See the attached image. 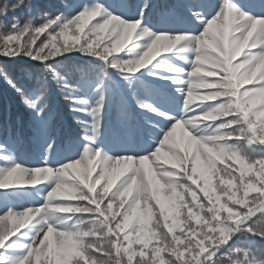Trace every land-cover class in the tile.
Here are the masks:
<instances>
[{"label": "clouds", "instance_id": "1", "mask_svg": "<svg viewBox=\"0 0 264 264\" xmlns=\"http://www.w3.org/2000/svg\"><path fill=\"white\" fill-rule=\"evenodd\" d=\"M61 4L66 9L72 8L71 0H61ZM82 5L80 11L71 15L63 11L55 15L43 12L41 28L31 33L25 29L19 38H10L16 48L8 58L22 56L32 60L35 41L42 36L44 39L36 51L46 60L77 51L104 61L111 57L112 64L122 70H139L141 65L146 68L162 57L154 67L172 75L161 79L187 86L186 90L175 88L183 97L180 116L174 117L146 101L143 106L151 109V113L173 122L163 129L151 151L113 155L100 142L103 101L91 104L88 113L92 123L82 137L87 143L77 158L55 166L17 165L0 179V189L37 185L47 188L46 192L36 190L43 200L39 206L25 207L12 216H0V247L10 234L31 225V234L23 233L26 242L19 245L28 246L29 254L10 258L11 264H34L32 245H36L35 261L69 264V257L78 249L87 250L96 243L89 237L120 231L126 241L132 238L144 249L155 245L151 259L145 252V258L136 264H175L176 245L184 243L177 233L188 235L194 224L220 222L221 211L231 212L232 205L240 206L235 208L239 219L247 215L240 209L245 208L249 196L258 193L259 199H264V16L255 15L245 0H231L228 9L222 10V5L193 38L190 33L154 35L142 20H126L124 0L104 3L91 0ZM147 6L144 0L141 10ZM49 16L53 19L48 20ZM32 23L31 17L25 21L28 27ZM53 25L55 28L48 32ZM0 29H5L3 22ZM3 36L4 31H0V38ZM3 43L9 45V52L13 51L9 40ZM125 50L131 58L118 56ZM174 52L176 59L188 65L187 69L162 56ZM45 67L53 73L61 92L55 79L56 75L65 79L61 70L57 71L61 68ZM193 104L195 108L190 107ZM189 111L194 114L188 115ZM174 128L182 129V133L170 138ZM250 152L257 155L251 156ZM241 191L243 199L239 197ZM225 199L227 203L222 202ZM92 203L103 219L91 216L86 219L84 214L93 211L88 207ZM109 215L113 220L120 217L115 230L109 227ZM224 230L239 233L245 240L252 232L264 238V229L253 226L241 229L238 225L224 224ZM237 247L243 249V259L232 258V264H264V255H257L250 247ZM165 252L169 254L167 260L162 255ZM111 264H121V259L112 260ZM123 264L131 262L126 259Z\"/></svg>", "mask_w": 264, "mask_h": 264}, {"label": "snow or ice", "instance_id": "2", "mask_svg": "<svg viewBox=\"0 0 264 264\" xmlns=\"http://www.w3.org/2000/svg\"><path fill=\"white\" fill-rule=\"evenodd\" d=\"M94 2L101 3V0H94ZM23 4H24L23 0H18L17 3H13L11 5L5 4L3 6H0V22H3L5 25L4 36L0 38V41H2V43H0V48L3 49V51H0V57L8 58V56L14 54L16 45L13 40H10L11 37L19 38L21 32L24 31L25 29H27V31L31 33L33 30L41 28L43 26L44 23L43 18H40L41 22L39 24H35L33 22L31 27H28L25 24V22L23 24H20L19 21L16 19H12L11 22L7 20L9 9H11V11L14 12L16 9L20 8ZM230 4H231V0H219L218 4H213L210 6L211 11H204L202 8H194L193 6H189L188 12L190 13L191 17L199 23V26L202 30L205 28V25L209 23L210 19L216 15L217 10L221 9L222 5H223L222 10L226 11L230 6ZM82 7L83 5H81L79 10H77L76 12L80 11ZM147 7L144 8L143 10H141L140 7L137 16L135 17L128 16L125 19L129 21H136L138 19L145 21ZM260 16H264V13H261ZM47 19L52 20L53 17L49 16ZM144 24L147 25V23ZM54 28L55 25L48 28L47 31L51 32ZM201 30L199 32L193 33V38H195V36L199 34ZM153 34L156 35L158 33L153 31ZM46 35L47 32L45 33V36ZM6 39L9 40L10 47L13 50L12 52L8 51L9 45L3 43V40ZM43 39H39L35 41V45L33 47L34 58L32 60L38 62L43 61L44 65H48L51 68H61L62 64H60L59 62L53 63L52 60L43 59V56L36 51L40 47L41 40ZM6 52L7 55H5ZM120 58H124V57H120ZM97 61L98 62H96L91 67L77 66L76 70L80 73L82 82L86 84L91 89L92 92L98 95L99 98L96 99L94 103L99 104L101 103V101H103V106L105 104V94H104L105 88L103 86L105 85V81L108 76V69H109L108 65H111L110 67L112 69L117 70L118 74H120L123 77V79L127 81L129 87H132L133 82L138 79V77H135L132 74L138 72L140 69H144V67L141 65L139 67V70L135 68L122 70L119 66L112 64L111 57H109L107 61H104L101 58L97 57ZM90 73L92 74L91 78H89ZM149 73H151V69H149ZM0 74L4 76V79L17 92V94L21 98H23V104L26 105L29 109L36 110L38 108L37 101H39L42 97H44L47 94L48 81L46 79L38 80V87L35 88L33 93L35 95V99H32L22 87L18 86L12 78H9L7 71ZM63 75L65 79L61 80L59 75H56L55 79L61 85V93L64 94L66 100L70 102L71 111L73 113L84 112L85 110L88 111V108L91 105L89 100L82 98L80 95H78L81 91H83L81 85L79 83L73 84L69 79L67 73H63ZM185 75H187V73H185ZM93 84L95 85L94 88L92 87ZM179 88L186 90L187 86L181 85V87ZM133 96L135 98V92H133ZM146 101L147 100L144 99H136V103L137 105H141L140 106L141 109L151 112V109H149L146 106H143L145 105ZM46 107H47L46 104L40 105L35 113L38 121V128L44 132L47 131L50 123L48 118H45L41 115L45 111ZM187 114L193 115L194 113H187ZM179 116L180 113L178 116H174V117H179ZM118 118L126 121L131 120V116L128 113L126 106L121 105L118 108ZM229 118L231 119V117ZM73 119L76 120V122L83 127L84 121L80 120L79 117L75 115L73 116ZM169 120L172 121V119ZM86 130L87 129H85V133ZM161 132L163 133V129L161 130ZM84 141L87 143L86 140ZM51 149H52V142L51 140H49L47 146V153ZM0 160L5 161L6 163V166L0 167V179H3L17 165L22 166L21 164L17 163L14 159H12L11 153L5 144H0ZM45 160H47L46 157ZM254 195L259 197L258 193ZM109 199H111V196H109ZM81 203H84V201H81ZM106 203L107 200L104 201V204ZM88 207L93 209V211L87 212L84 215L91 217H99L100 219H103V216L100 215V211L95 210L96 209L95 203L88 204ZM103 207L104 205L101 204L100 209H103ZM240 211L247 213V215L244 216L242 223L239 225L241 229H243L246 226L256 227L258 218L264 217V205H260L256 209H252L251 207L241 208ZM14 214H16V210L12 208H8L6 211L3 212V214H0V216H5V215L12 216ZM118 219L119 218H117V220ZM29 227L32 226L30 225ZM53 227H59V226L53 225ZM109 227L111 229H114L116 228V224L109 225ZM21 230L24 229H20L19 232H16L14 234H10L8 238L5 240L4 245L0 247V264H11L10 258H23L25 255L29 254L30 249L28 246H24V247L19 246L21 243L20 239L23 237V232ZM18 233L20 234L19 236H17ZM250 235L256 236L255 232H252ZM235 236L236 234H233L232 232H226L222 236V238L218 239L215 236H213L211 239L205 241H199L195 247H189L188 249H183V247L181 246V248L174 253L176 257L175 264H232L233 255L239 256L243 252V249H240L237 246L230 244V241ZM106 237L109 240L113 241L111 248L106 249L102 245H98V246L93 245L92 247H89L87 250L78 249L76 254L69 257V264H98V262L100 264L101 261H104L103 258L105 257H110L113 260L120 258L122 264V261L124 259L121 255L123 251L122 240L126 241L125 234L121 236L117 232L108 231L106 233ZM96 238L104 239L105 237L97 236ZM135 248H136L135 259L133 258V256L127 257V259L131 262V264H136V260L145 258V249L143 248V246L140 244H136ZM35 249H36V245H32L31 250H32L33 258L35 256ZM13 253H15V255H13ZM168 255L169 254L167 253V256ZM137 256L139 257V259H136ZM147 257L148 259H151V254L147 253Z\"/></svg>", "mask_w": 264, "mask_h": 264}, {"label": "trees", "instance_id": "3", "mask_svg": "<svg viewBox=\"0 0 264 264\" xmlns=\"http://www.w3.org/2000/svg\"><path fill=\"white\" fill-rule=\"evenodd\" d=\"M152 0H147V4L149 5ZM160 1V8L164 9H170V5H167L168 2L164 0H156ZM184 3H186L189 6L194 5V0H182ZM18 0H0V6H3L5 4L11 5L13 3H17ZM24 4L16 9L14 12L9 9V13L7 16V20L9 22L12 21V19H16L19 21L20 24H23L27 19L30 17L33 18V22L35 24H39L40 21V15L43 12H49L53 15H55L57 12L63 11L66 15H71L77 10H79L80 6L83 3H90L91 0H71L72 2V8L66 9L62 6L61 0H23ZM106 2V0H101V3ZM180 0H169V3H178ZM125 8H124V18H127L128 16L135 17L139 13V9L141 5L144 3V0H124ZM134 8V12H130V8ZM133 10V9H132ZM135 13V14H134ZM151 16L149 13L146 16V20L143 21V23H147V19ZM156 16L159 17L158 11L156 13ZM0 31H5V29H0ZM27 39V37H25ZM43 39V36L41 37ZM39 42V41H38ZM2 43V41H0ZM131 47V46H130ZM119 57H124V55L118 54ZM126 58V57H124ZM127 58H131L127 56ZM59 62L62 64L61 69H57V71H60V75H63V73H67L69 79L73 84L79 83L83 89L78 95H80L82 98L88 99L90 104H94L95 100L98 99V95L91 91V89L82 82L80 73L76 70L77 66H93L97 61V58H93L90 56H84L81 55L77 51H72L63 54L62 56L56 58L53 60V63ZM103 63V62H100ZM153 63V62H152ZM7 71L9 78H12L14 82L20 87H22L26 93L29 94L30 98L35 99L34 90L36 87H38V80L46 79L48 81V91L47 94L42 97L39 101H37V106L39 108L40 105L46 104L47 107L45 108V111L41 114L43 117L48 118L50 123L49 127L53 126H59L57 130V136L60 134V122L59 120L53 121L55 116L58 112L57 102L56 98H58L63 104L65 105V110L69 113L73 114L70 107V102L65 100L64 94H62L58 90V86L55 83V80L53 78V73L45 67L43 63H40L38 61H33L29 58H25L22 56H18L15 58H6V57H0V73H3ZM113 75H118V72L116 69H112L109 67L108 69V76L106 79H109ZM91 73L90 77L91 78ZM92 87L94 88L95 85L93 84ZM98 91V90H97ZM56 97V98H55ZM107 99H105L106 105ZM29 109L26 105L23 104V98H21L17 92L7 83V81L4 79V76L0 74V144H5L7 148L9 149L11 153V147H10V140L13 142L19 137H21V127L24 125L27 135L34 138L32 140H43L44 138L52 137L51 132H44L40 129L36 130L38 127V121L36 118V111L38 110ZM80 113V112H79ZM84 124L85 127L82 129V133L85 134V129H89L92 123V117L89 115L88 111L85 110L84 112ZM76 114V113H75ZM32 119L35 121L32 122ZM35 125V129H34ZM55 137V136H53ZM172 138V137H170ZM254 151H258V149L253 146ZM251 156H256V152H250ZM12 157V156H11ZM13 159V158H12ZM6 166L5 161L0 160V167ZM223 168V165H221ZM235 168L236 166L233 165ZM236 175V173H233ZM202 195V194H201ZM239 197L241 199L244 198V193L241 191L239 193ZM222 202L227 203L226 199ZM207 201H205V204ZM264 205V199H259L258 196L252 194L249 196L248 200L246 201L245 208L251 207L252 209H256L258 206ZM240 207L237 205H232V211L228 213H224L221 211V221L217 222L216 220H212L210 224H204L203 222L201 224H194L192 232L188 233V235H184L183 233H177L178 235H181L182 239L184 240L183 244H177L176 248L180 249L181 246L183 249H188L189 247H195L199 241H205L208 239H211L213 236L216 238H222L221 231L224 230V224H228L229 226H239L244 217L237 218V213L235 212V208ZM115 211V209L113 210ZM108 215V213H105ZM86 219H90V216L85 215ZM231 217V219H229ZM117 218L120 219L119 216ZM116 220H113L111 216L109 215V222L110 225H114L117 222ZM118 219V220H119ZM191 223V222H190ZM257 229H264V217H259L256 224ZM215 229V231H214ZM95 230V229H94ZM115 230V228L113 229ZM119 235H124V233L120 231H115ZM194 233V234H193ZM97 236L105 237L104 239H97ZM89 237L90 239L96 241L94 243V246L102 245L104 248L109 249L112 247V243L105 235H97ZM131 241V246L129 247ZM130 241H123V251L121 253L123 260H126L128 256H133L135 259L136 257V243L132 238H130ZM39 240L37 241V243ZM230 244L235 246H245L250 247L253 249V251L257 255H264V238L250 235L247 240H245L242 236L239 235V233L236 234L235 237L230 241ZM155 247L154 244L149 245L148 249H145V252L150 253L152 249ZM163 257L165 259L168 258L167 253H162ZM243 252L239 256L233 255V258H241L243 259ZM251 255V254H249ZM148 258V257H147ZM43 259H48V257H44ZM104 261L108 262V264H111V261L113 260L110 257L103 258ZM136 259H139L137 256ZM34 260V264H43V260L37 262ZM137 261V260H136ZM99 264V262H98ZM123 264V261H122Z\"/></svg>", "mask_w": 264, "mask_h": 264}, {"label": "rangeland", "instance_id": "4", "mask_svg": "<svg viewBox=\"0 0 264 264\" xmlns=\"http://www.w3.org/2000/svg\"><path fill=\"white\" fill-rule=\"evenodd\" d=\"M263 1V4H264V0H262ZM121 55H124V57H126L127 58V50H125L124 52H121L120 53ZM187 68H188V65H187ZM168 75H172L171 73H169V72H162L161 73V76L163 77V76H168ZM162 80H164V79H162ZM168 83V82H167ZM173 85V84H172ZM133 87L135 88V94H137V95H139L140 94V89H139V84H133ZM164 125L166 124L167 125V123H163ZM167 128H164V130H166ZM173 130H176V128H174ZM162 133V132H161ZM132 151L133 152H135V150H134V148L132 147ZM38 238V237H37Z\"/></svg>", "mask_w": 264, "mask_h": 264}]
</instances>
